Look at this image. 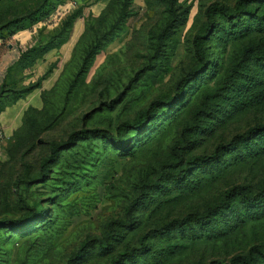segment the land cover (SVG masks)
Returning a JSON list of instances; mask_svg holds the SVG:
<instances>
[{
  "label": "rangeland",
  "instance_id": "1",
  "mask_svg": "<svg viewBox=\"0 0 264 264\" xmlns=\"http://www.w3.org/2000/svg\"><path fill=\"white\" fill-rule=\"evenodd\" d=\"M236 1L0 0V38L32 14L41 27L56 24L38 43L67 36L33 50L13 76L14 86H30L21 98L31 104L11 133L0 126V220H31L0 225V264H68L83 245L73 264H110L140 245L148 252L120 264H209L264 244V201L234 200L205 224L162 228L204 213L233 186L264 190V135L195 160L264 124V66L255 59L264 54V0L236 24L205 15L213 2L232 13ZM122 123L142 125L125 130V147L89 132L115 135Z\"/></svg>",
  "mask_w": 264,
  "mask_h": 264
},
{
  "label": "trees",
  "instance_id": "2",
  "mask_svg": "<svg viewBox=\"0 0 264 264\" xmlns=\"http://www.w3.org/2000/svg\"><path fill=\"white\" fill-rule=\"evenodd\" d=\"M253 1L254 0H237L235 6L233 8L232 13H229L227 8L223 4H221L219 2H213V3H210L205 8V15L207 16L208 19H211L214 14L219 12L222 15H224L232 24H236L243 15H255L256 14L255 8L252 7V5H251V2H253ZM258 1H261V0H258ZM124 3L125 2L123 1V6H122L120 13H119L117 19L115 20V22H118L119 20H121V18L123 16ZM39 18H41L40 15L32 14V17L29 20L27 18H25L23 22L21 21L22 22L21 24H23L21 27L27 26L28 24H33ZM261 19H263V18L260 17V20H259L260 24H264V22L261 23ZM18 21H20V20H18ZM212 23H215V21L213 20ZM62 32L63 31H60L59 33H57L53 37H51L50 40L38 43V44L28 48L24 52H22L19 60L12 67H10V69L8 71V74L10 76V81H8L7 83L4 82L0 88V111L3 109L4 106H6L7 104L12 103L13 101L21 98L23 95H25L26 92L29 91L30 86L28 88H25V89L24 88L20 89V87L14 86V83H16L18 81V78H15L13 76L14 75L16 76V74L19 72L18 69L23 70L22 68H24V63H26V62L28 63L29 61H27V60L32 58V56H30L33 53L32 51L37 49V48L40 49V52L48 51L50 48L55 46L53 44V42L56 40L57 37H60L61 39L64 37V40L67 38L66 34L61 37ZM0 39L5 41L4 37H1ZM199 39H200L199 36H195L193 39V46H194V49L198 55L200 52V49L198 47ZM50 41H51V43H49ZM62 41H60V43ZM92 53H94L93 48H91L89 50V54H87L86 57L92 56ZM255 59L261 65L264 66V54L263 55H260V54L256 55ZM86 61H87V59H84L83 66H85ZM192 76H193L192 73H188L185 76H183L182 78H180V80L177 83L176 89L180 90L181 87L184 85V83L187 80H189ZM8 86H10V87H8ZM257 93H258V95L263 97L264 96V87L259 89L257 91ZM4 95H7L6 97L10 96L9 101L6 102L5 104L2 101V98L4 97ZM159 103H160V101L152 102L151 108H153L154 105L159 104ZM147 112L149 113L150 110H147ZM130 126L134 129H140L142 127V125H139V124L128 125V123H122L117 127V133L115 135L111 134L108 130L102 129V128L90 129L89 132L93 133L95 135L101 134L104 137H108L114 146L125 147L128 143V138L125 137L124 133H125V130L128 129ZM73 134H77V133L74 132ZM258 135H264V124H258V125L253 126L252 128L248 129L247 131L234 136L230 140V142H228L226 144H218L215 147L214 151L210 155L199 156L195 160L198 162H201V163L209 162V161L213 160L216 156H218L219 154L224 152L225 150L233 149L235 144H237L238 142H246V141L251 140L253 137L258 136ZM182 175H183V172H177L176 173V176H178V177H181ZM234 200H238V201L245 203V204H248V205L261 203L262 201H264V190H260L255 194H251L242 185L233 186L227 190V192H226V194L222 200H220L219 202H217L214 205L207 208V210L204 213H202V214H189L182 219L172 220V221L166 223L162 228L170 229L174 226H179V225H181L183 223H187L191 220L199 222L200 224H205L214 215H216L219 212H222L226 209H229ZM30 211H31V215L35 214V211L33 209H31ZM33 218L35 219V217H32V219ZM36 218H37V216H36ZM29 220H31V219H27V218L26 219L25 218L10 219V220L9 219H2V220H0V225H6L10 229H16L17 225L19 223L24 222V221H29ZM108 244H110V243H108ZM84 246L85 245L80 247V249L69 259L68 264H73V262L76 258H78L79 256L84 254V251H85ZM147 252H148V250H147L146 245H140L138 247H132L127 252L118 253L111 260L110 264H120L123 261H133L137 255L142 254V253H147ZM209 264H264V244H253L247 249V251L245 253L234 255L227 262H221L220 260L215 259V260H211L209 262Z\"/></svg>",
  "mask_w": 264,
  "mask_h": 264
},
{
  "label": "crops",
  "instance_id": "3",
  "mask_svg": "<svg viewBox=\"0 0 264 264\" xmlns=\"http://www.w3.org/2000/svg\"><path fill=\"white\" fill-rule=\"evenodd\" d=\"M45 21L47 24L44 23L42 27L39 25L40 22L28 24L10 35L8 40L0 39V88L4 82L10 81L8 71L19 60L22 52L38 44L40 38L49 37V32L56 24L50 23L49 19ZM40 29H42L41 32ZM28 98L29 96L19 98L4 106L0 111V126L6 134L19 126L24 110L31 104Z\"/></svg>",
  "mask_w": 264,
  "mask_h": 264
},
{
  "label": "built area",
  "instance_id": "4",
  "mask_svg": "<svg viewBox=\"0 0 264 264\" xmlns=\"http://www.w3.org/2000/svg\"><path fill=\"white\" fill-rule=\"evenodd\" d=\"M63 5H62L63 8L61 10L59 9L60 7L56 10V12H55L56 14H59L60 12L63 13V14H65L71 8V6L74 5V2L73 1H70V7L67 6V5H69V2H67V3H65ZM1 135H2V132H1V129H0V136Z\"/></svg>",
  "mask_w": 264,
  "mask_h": 264
}]
</instances>
